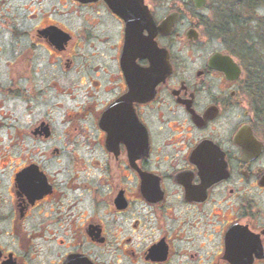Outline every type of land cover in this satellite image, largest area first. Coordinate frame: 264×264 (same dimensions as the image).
<instances>
[{"label": "flooded vegetation", "instance_id": "1", "mask_svg": "<svg viewBox=\"0 0 264 264\" xmlns=\"http://www.w3.org/2000/svg\"><path fill=\"white\" fill-rule=\"evenodd\" d=\"M263 49L264 0H0V264H264Z\"/></svg>", "mask_w": 264, "mask_h": 264}, {"label": "water", "instance_id": "2", "mask_svg": "<svg viewBox=\"0 0 264 264\" xmlns=\"http://www.w3.org/2000/svg\"><path fill=\"white\" fill-rule=\"evenodd\" d=\"M133 4V3H132ZM131 5V4H130ZM197 5L198 6H201L202 5V3L201 2H197ZM113 7H116V8H119V6L117 5H115V4H113ZM136 8V5L135 6H132L131 8ZM131 10V9H130ZM137 10V9H136ZM172 17H173V15H169L167 18H165L164 19V21L160 24V26H159V29L162 31V32H164V33H168V29H169V27H170V25H171V22H172ZM147 25H148V27L150 28L151 27V20L150 21H148V23H147ZM145 47H146V49L149 51V49L151 48V44H150V40L149 39H147V41L145 42ZM214 59L216 58V55L213 57Z\"/></svg>", "mask_w": 264, "mask_h": 264}, {"label": "rangeland", "instance_id": "3", "mask_svg": "<svg viewBox=\"0 0 264 264\" xmlns=\"http://www.w3.org/2000/svg\"><path fill=\"white\" fill-rule=\"evenodd\" d=\"M216 39L217 40L213 43V46L215 48H223L224 47V44L223 43H219L220 38L217 37ZM257 39L258 38H257V35H256V32L255 31H249V34L246 36L247 43H251V44L257 43V41H258Z\"/></svg>", "mask_w": 264, "mask_h": 264}, {"label": "trees", "instance_id": "4", "mask_svg": "<svg viewBox=\"0 0 264 264\" xmlns=\"http://www.w3.org/2000/svg\"><path fill=\"white\" fill-rule=\"evenodd\" d=\"M232 34H234V32H231ZM253 48V47H252ZM252 54V53H251ZM251 56H254V54H252ZM258 62H259V70L261 71V72H264V49H263V53H262V55L258 58ZM260 79L262 80V85H261V89L263 90V91H261L260 93L262 94V95H264V75H261L260 76Z\"/></svg>", "mask_w": 264, "mask_h": 264}]
</instances>
